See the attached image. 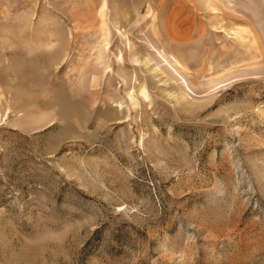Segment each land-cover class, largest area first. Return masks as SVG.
<instances>
[{
    "label": "rangeland",
    "instance_id": "1",
    "mask_svg": "<svg viewBox=\"0 0 264 264\" xmlns=\"http://www.w3.org/2000/svg\"><path fill=\"white\" fill-rule=\"evenodd\" d=\"M107 1L0 0V264H264V0Z\"/></svg>",
    "mask_w": 264,
    "mask_h": 264
},
{
    "label": "bare ground",
    "instance_id": "2",
    "mask_svg": "<svg viewBox=\"0 0 264 264\" xmlns=\"http://www.w3.org/2000/svg\"><path fill=\"white\" fill-rule=\"evenodd\" d=\"M106 6H108V1H107V0H102V8H103V10H104V8H105ZM101 11H102V10H101ZM145 94H146V92H145Z\"/></svg>",
    "mask_w": 264,
    "mask_h": 264
}]
</instances>
